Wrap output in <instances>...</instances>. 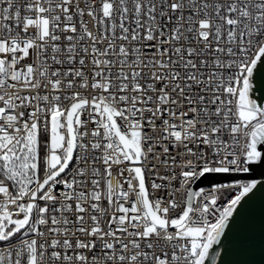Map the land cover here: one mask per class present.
I'll return each instance as SVG.
<instances>
[{"label":"snow or ice","instance_id":"snow-or-ice-1","mask_svg":"<svg viewBox=\"0 0 264 264\" xmlns=\"http://www.w3.org/2000/svg\"><path fill=\"white\" fill-rule=\"evenodd\" d=\"M258 64L264 0H0V264H216L261 181L191 185L264 170Z\"/></svg>","mask_w":264,"mask_h":264},{"label":"water","instance_id":"water-1","mask_svg":"<svg viewBox=\"0 0 264 264\" xmlns=\"http://www.w3.org/2000/svg\"><path fill=\"white\" fill-rule=\"evenodd\" d=\"M250 96L264 105V65H257L252 76ZM264 170L243 173L241 176L261 181L244 201L230 221L221 245L214 246L212 255L219 253L216 264H264ZM234 173H210L200 178L197 185L231 179ZM206 264H212L211 257Z\"/></svg>","mask_w":264,"mask_h":264},{"label":"built area","instance_id":"built-area-1","mask_svg":"<svg viewBox=\"0 0 264 264\" xmlns=\"http://www.w3.org/2000/svg\"><path fill=\"white\" fill-rule=\"evenodd\" d=\"M31 61L30 60H26V61H24L23 63H30ZM23 94V93H22ZM89 127L91 128V127H93V125H91V124H89ZM99 166V165H98ZM128 165L126 164V165H124L123 167H127ZM116 171H117V168L114 166V168H113V172H114V174L116 173ZM175 171L177 172V173H179V168H176L175 169ZM164 172H165V170L163 169V168H161L160 169V173L161 174H164ZM234 174H239V176H237V177H235V178H231V179H224V180H216L215 182H210V183H205V184H200V185H197V183L199 182V180L198 181H196L195 182V184L194 185H191V187L193 188V190H195V191H198L199 189H201V188H203V189H205L206 191H209V190H211L212 188H213V186H215V185H227V184H232V183H235V182H237V181H239V182H249V181H251V180H256V179H253V178H247V177H244V176H241L243 173H235V172H233ZM222 174V173H221ZM118 179L123 183V180H124V178L123 177H118ZM152 179V177H147V180H151ZM157 183H160V181L159 180H157ZM175 183V182H174ZM124 187L125 188H127V185L125 184L124 185ZM176 187H179V184H176ZM10 191H11V189H10ZM169 191H171V188H168V189H161V190H157V191H155L154 193H153V195H154V197H157V198H159V197H165L166 199L168 198L167 197V193L169 192ZM235 191H238V189H225V188H222L221 190H220V195H221V199H220V201H219V204L220 205H223L225 202H226V200L228 199V198H231L234 194H235ZM134 198V197H133ZM176 200L178 201V202H180L181 203V205H182V207H183V205H184V203H185V201H186V195H185V192L184 191H181V192H179V193H177L176 194ZM2 200H4V197H3V195L2 194H0V201H2ZM198 202V201H197ZM105 206H107V202L105 201ZM180 211H182V208L181 209H177L176 210V212H174V213H170V215L171 216H176V215H178L179 213H180Z\"/></svg>","mask_w":264,"mask_h":264}]
</instances>
